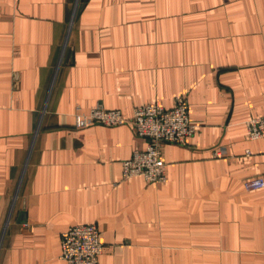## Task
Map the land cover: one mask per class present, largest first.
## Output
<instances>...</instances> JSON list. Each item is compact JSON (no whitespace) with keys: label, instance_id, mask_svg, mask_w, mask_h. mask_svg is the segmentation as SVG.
I'll use <instances>...</instances> for the list:
<instances>
[{"label":"crops","instance_id":"0c3cea01","mask_svg":"<svg viewBox=\"0 0 264 264\" xmlns=\"http://www.w3.org/2000/svg\"><path fill=\"white\" fill-rule=\"evenodd\" d=\"M183 94L199 130L164 146L165 184L123 180L131 126L75 127ZM262 116L264 0H0V264H66L81 224L100 264H264Z\"/></svg>","mask_w":264,"mask_h":264},{"label":"built area","instance_id":"2783aa9c","mask_svg":"<svg viewBox=\"0 0 264 264\" xmlns=\"http://www.w3.org/2000/svg\"><path fill=\"white\" fill-rule=\"evenodd\" d=\"M189 110L188 97L184 94L174 99L172 108H166L160 101L136 107L131 118H126L121 111L108 110L98 104L89 113H77L75 127L131 126L138 137L148 140V144L144 150L135 151L130 159L123 161V180L142 177L147 184L161 185L167 182L164 146L185 145L199 130V126L192 123ZM246 128L248 139L264 141V116L249 119ZM224 155L225 152L221 150L215 153L217 158ZM244 187L249 192L264 189V174L246 180ZM60 243V258L66 264H100L104 245L97 225L72 226L61 234Z\"/></svg>","mask_w":264,"mask_h":264}]
</instances>
